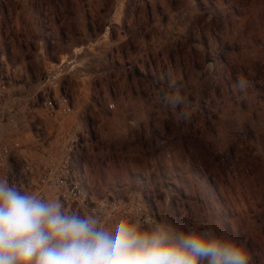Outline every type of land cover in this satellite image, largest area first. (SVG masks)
<instances>
[{
	"label": "rangeland",
	"instance_id": "obj_1",
	"mask_svg": "<svg viewBox=\"0 0 264 264\" xmlns=\"http://www.w3.org/2000/svg\"><path fill=\"white\" fill-rule=\"evenodd\" d=\"M0 67L15 95L70 97L94 198L143 202L139 231H212L264 264V93L250 87L264 90V0H0ZM177 91L185 102L165 105ZM24 163L11 156L18 175Z\"/></svg>",
	"mask_w": 264,
	"mask_h": 264
},
{
	"label": "clouds",
	"instance_id": "obj_2",
	"mask_svg": "<svg viewBox=\"0 0 264 264\" xmlns=\"http://www.w3.org/2000/svg\"><path fill=\"white\" fill-rule=\"evenodd\" d=\"M175 82L170 83V87ZM236 88L247 87L239 79ZM165 105L183 104L177 91L163 94ZM188 111L178 119L188 121ZM241 245L214 232L158 227L139 231L121 220L114 229L99 220L63 211L59 201L45 202L0 178V264H251Z\"/></svg>",
	"mask_w": 264,
	"mask_h": 264
},
{
	"label": "built area",
	"instance_id": "obj_3",
	"mask_svg": "<svg viewBox=\"0 0 264 264\" xmlns=\"http://www.w3.org/2000/svg\"><path fill=\"white\" fill-rule=\"evenodd\" d=\"M11 92L9 74L0 67V104L6 101ZM42 107L46 118L53 122L58 131L55 148L41 160L26 161L23 175H18L11 166V156L20 142L7 138L0 129V178L7 179L10 184L45 202H61L63 211L69 214L82 217L92 215L99 220V226L106 230L114 229L121 220L133 225L146 222L149 215L143 202L112 194L94 198L79 179L74 157L81 136L79 130L67 125L74 112L70 97L62 92L49 93L44 96ZM11 122L15 129L19 128L15 117L11 118Z\"/></svg>",
	"mask_w": 264,
	"mask_h": 264
},
{
	"label": "crops",
	"instance_id": "obj_4",
	"mask_svg": "<svg viewBox=\"0 0 264 264\" xmlns=\"http://www.w3.org/2000/svg\"><path fill=\"white\" fill-rule=\"evenodd\" d=\"M37 80V77H34ZM11 95L4 103L0 104V129L9 139H16L20 142V146L15 150L12 155V161L19 160L24 163L29 160H41L45 157L46 153L52 151L55 147L52 145L55 142L56 134L58 131L53 122L46 118L43 107L35 99L34 93H22L15 95L14 87L11 84ZM42 90V87H37L35 93ZM15 117L19 123V128L15 129L11 122V118ZM69 120V119H68ZM67 125L69 123L67 122ZM44 134L49 135L52 139V145H46L39 141L37 134L44 131ZM52 149V150H51Z\"/></svg>",
	"mask_w": 264,
	"mask_h": 264
},
{
	"label": "trees",
	"instance_id": "obj_5",
	"mask_svg": "<svg viewBox=\"0 0 264 264\" xmlns=\"http://www.w3.org/2000/svg\"><path fill=\"white\" fill-rule=\"evenodd\" d=\"M221 62L224 64V68L223 71L221 73V80L222 82H224V84H227L229 86H231L232 80H237V78L235 77V75H233V68L229 62V60L226 57H221ZM253 84H250V87H252V92L256 91V93H258V95L263 96L264 90L261 87V85L256 84V82H252ZM205 173H209L210 175L208 176V180L211 183H214V177L212 175V173L209 172V169L205 168L204 169V174ZM214 181V182H213ZM215 190H217V192H219V190L217 189V186L214 187Z\"/></svg>",
	"mask_w": 264,
	"mask_h": 264
},
{
	"label": "bare ground",
	"instance_id": "obj_6",
	"mask_svg": "<svg viewBox=\"0 0 264 264\" xmlns=\"http://www.w3.org/2000/svg\"><path fill=\"white\" fill-rule=\"evenodd\" d=\"M120 8H121V6H120Z\"/></svg>",
	"mask_w": 264,
	"mask_h": 264
}]
</instances>
